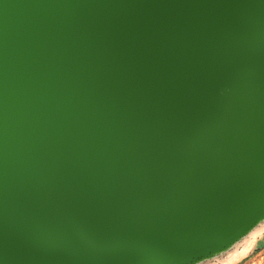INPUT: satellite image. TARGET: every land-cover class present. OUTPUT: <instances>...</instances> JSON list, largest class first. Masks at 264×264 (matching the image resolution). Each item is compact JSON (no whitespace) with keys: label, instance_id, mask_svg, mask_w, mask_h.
<instances>
[{"label":"water","instance_id":"95a60500","mask_svg":"<svg viewBox=\"0 0 264 264\" xmlns=\"http://www.w3.org/2000/svg\"><path fill=\"white\" fill-rule=\"evenodd\" d=\"M264 215V0H0V264H185Z\"/></svg>","mask_w":264,"mask_h":264},{"label":"rangeland","instance_id":"374dc122","mask_svg":"<svg viewBox=\"0 0 264 264\" xmlns=\"http://www.w3.org/2000/svg\"><path fill=\"white\" fill-rule=\"evenodd\" d=\"M185 264H264V215L229 243Z\"/></svg>","mask_w":264,"mask_h":264}]
</instances>
